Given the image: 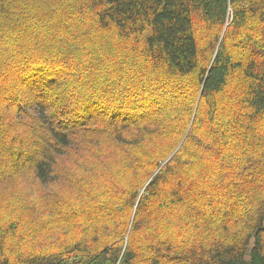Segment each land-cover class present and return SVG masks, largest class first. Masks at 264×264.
<instances>
[{
    "label": "trees",
    "instance_id": "trees-1",
    "mask_svg": "<svg viewBox=\"0 0 264 264\" xmlns=\"http://www.w3.org/2000/svg\"><path fill=\"white\" fill-rule=\"evenodd\" d=\"M0 264H264V0H0Z\"/></svg>",
    "mask_w": 264,
    "mask_h": 264
}]
</instances>
